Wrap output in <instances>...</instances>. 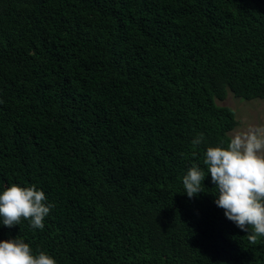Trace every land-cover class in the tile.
<instances>
[{
  "label": "trees",
  "instance_id": "obj_1",
  "mask_svg": "<svg viewBox=\"0 0 264 264\" xmlns=\"http://www.w3.org/2000/svg\"><path fill=\"white\" fill-rule=\"evenodd\" d=\"M228 91L264 99V0H0V191L51 206L43 230L0 219V241L57 264H264L203 163L237 124Z\"/></svg>",
  "mask_w": 264,
  "mask_h": 264
},
{
  "label": "clouds",
  "instance_id": "obj_2",
  "mask_svg": "<svg viewBox=\"0 0 264 264\" xmlns=\"http://www.w3.org/2000/svg\"><path fill=\"white\" fill-rule=\"evenodd\" d=\"M204 142L199 133L193 146ZM223 141L221 145H223ZM204 165L215 185L218 207L226 218L245 232L250 244L264 237V125H249L234 132L226 147L209 146ZM205 172L193 165L183 176L184 192L189 198L204 191ZM47 196L35 185L22 187L12 184L0 191V219L5 227L20 225L27 220L33 229L43 230L50 213ZM0 264H57L44 251L34 254L23 239L0 241Z\"/></svg>",
  "mask_w": 264,
  "mask_h": 264
},
{
  "label": "rangeland",
  "instance_id": "obj_3",
  "mask_svg": "<svg viewBox=\"0 0 264 264\" xmlns=\"http://www.w3.org/2000/svg\"><path fill=\"white\" fill-rule=\"evenodd\" d=\"M216 103L234 111L237 124L228 132L230 138L235 131L244 130L249 125H264V99L262 98L245 100L228 91L226 97L222 100L217 99Z\"/></svg>",
  "mask_w": 264,
  "mask_h": 264
}]
</instances>
